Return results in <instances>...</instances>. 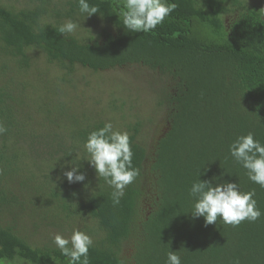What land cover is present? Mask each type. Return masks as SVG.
<instances>
[{
	"label": "trees",
	"instance_id": "1",
	"mask_svg": "<svg viewBox=\"0 0 264 264\" xmlns=\"http://www.w3.org/2000/svg\"><path fill=\"white\" fill-rule=\"evenodd\" d=\"M169 2L177 3V9L163 25L143 33L123 25L118 14L123 0H89L100 10L87 18L111 30L83 41L58 31L69 20L78 24L86 18L75 0L61 9L53 0H36L23 9L6 7L0 0V123L8 129L0 135V210L48 205L61 213L55 220L91 217L104 239L90 248V264H165L171 250L180 251L182 264H264V215L238 227L219 220L205 226L204 217L190 213L194 200L189 195L199 178L213 186L234 182L241 191L255 190L264 213V188L249 180L229 152L230 144L249 132L264 143V10L243 0ZM228 16L232 20L226 24ZM28 49L44 51L67 76L77 67L103 73L140 66L173 84H165L160 94L168 125L151 153L139 142L141 123L125 125L139 176L118 206L84 148L89 133L106 122L70 115L61 124L67 113L61 108L46 110L43 118L51 135L69 145L63 146L65 158L54 156L53 168L63 166V160L78 165L86 177L83 188L67 190L52 182L51 190L36 184L29 155L18 146L31 132L24 123L26 98L15 88L16 76L32 68ZM130 242L131 258H122ZM16 259L68 264L58 248L35 247L13 226L0 224V261Z\"/></svg>",
	"mask_w": 264,
	"mask_h": 264
},
{
	"label": "rangeland",
	"instance_id": "2",
	"mask_svg": "<svg viewBox=\"0 0 264 264\" xmlns=\"http://www.w3.org/2000/svg\"><path fill=\"white\" fill-rule=\"evenodd\" d=\"M69 1L71 0H53V5L61 9L67 7ZM243 1L249 6H257L264 10V0ZM1 3L6 7L23 9L33 6L36 0H1ZM224 20L229 24L232 17H225ZM78 25L73 34L83 41L91 37L97 38L105 31L111 30L110 26L91 18L80 20ZM27 54L32 59V68L22 76H16L20 80L15 79V88L17 94L23 92L20 95L26 98L24 123L29 124L27 129L31 132L18 146L20 145L19 149H23L24 153L29 155L28 167L35 174L36 184L37 182L38 185L46 184L49 186L46 188H50V183L57 182L64 185L67 190L81 191L83 188L82 182L68 181L65 173L74 167L68 160L62 159L63 166L57 170L53 168L54 156L61 155L65 158L64 151L68 150L63 146L69 145L65 139L59 140L51 135L47 121L43 119L46 110L61 108L67 112L60 118L61 124L70 120L71 116L78 120L85 117L90 120L111 122L114 130L122 132L126 129V124L140 122L142 130L139 142L149 153L153 151L168 125V111L160 105L162 99L160 94L165 84L170 87L172 83L170 84L160 74L140 66L103 73H94L77 67L71 76H67L57 63L49 61L44 51L28 49ZM10 65L13 67L12 63ZM56 132L62 135L63 130ZM54 207L46 205L35 209L30 206L31 211L21 209L12 211L11 208L8 210V206H3L0 210V224L13 226L31 245L40 248H57L53 243L54 235L61 233L65 237H70L74 230L89 234L94 244L104 239L96 221L91 217L81 215L67 218L63 213L64 217L55 220V215L61 213H56ZM12 212L15 214L12 215ZM133 245L132 242L125 245L123 252L121 251L122 258H131ZM3 264L31 263L16 259L12 262L3 260Z\"/></svg>",
	"mask_w": 264,
	"mask_h": 264
},
{
	"label": "clouds",
	"instance_id": "3",
	"mask_svg": "<svg viewBox=\"0 0 264 264\" xmlns=\"http://www.w3.org/2000/svg\"><path fill=\"white\" fill-rule=\"evenodd\" d=\"M81 14L86 18L96 14L100 8L89 0H75ZM178 4L169 0H123L119 11L122 23L131 32L150 33L163 25L166 18L177 9ZM79 25L71 20L59 26V33L67 37L76 32ZM8 129L0 123V135ZM84 148L90 157L88 162L94 167L99 178L113 189V206L120 204L125 189L139 176V169L133 167V150L129 133L114 130L111 122L89 133ZM232 158L245 170L249 180L264 188V143L256 139L252 132L238 136L229 146ZM79 173V166L65 173L69 182H83L85 175ZM189 195L194 200L190 213L194 217H204L205 226L218 220L226 225L238 227L242 222H256L264 213L257 206L255 190L241 191L239 184L225 181L216 184L200 178L192 183ZM53 243L68 264H90L89 251L94 247L92 237L86 232L74 230L70 237L57 233ZM180 251H169L165 264H182ZM3 264V261H0Z\"/></svg>",
	"mask_w": 264,
	"mask_h": 264
}]
</instances>
